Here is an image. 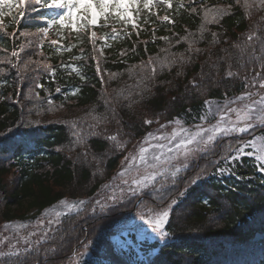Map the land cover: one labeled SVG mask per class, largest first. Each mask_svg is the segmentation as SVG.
Instances as JSON below:
<instances>
[{"label":"trees","instance_id":"16d2710c","mask_svg":"<svg viewBox=\"0 0 264 264\" xmlns=\"http://www.w3.org/2000/svg\"><path fill=\"white\" fill-rule=\"evenodd\" d=\"M180 2L172 0L170 9L157 5L152 11L158 15H148V23L147 10L142 12L139 36L128 25L132 35L108 39L110 47L97 39L99 72L87 34L68 35L67 29L63 37L54 29L47 38L38 34L47 26L40 17H50L49 10L25 7L26 16L16 17L18 24L4 18L0 224L21 218L25 202L40 211L63 199L88 203L65 216L47 239L19 255L0 258V264H70L74 257H81L78 264H133L115 247L114 223L135 208L137 200L103 213L92 211V205L132 144L148 131L145 121L179 118L201 124L206 100L235 98L252 86L257 72L264 77V5L259 0H183L179 7ZM164 15L172 22L160 19ZM111 26L122 28L110 22L107 28L92 30L100 37ZM51 40L60 43L49 46ZM69 44L74 47L67 51ZM21 48L19 59L11 55ZM77 56L81 59H74ZM149 58L152 65L147 64ZM229 71L235 75L228 76ZM255 86H260L259 77ZM112 135L128 141L123 150L107 138ZM259 136H264L262 125L222 137L215 152L183 171L167 190L180 197L165 226L170 234L163 243L148 242L146 255L154 254L139 264H264V238L251 242L256 233L264 234V172L247 155L225 163L235 155L229 146L235 149ZM223 167L229 171L221 174L217 169ZM198 174L199 180L191 183ZM151 197L144 200L154 202Z\"/></svg>","mask_w":264,"mask_h":264},{"label":"snow or ice","instance_id":"6c2138e0","mask_svg":"<svg viewBox=\"0 0 264 264\" xmlns=\"http://www.w3.org/2000/svg\"><path fill=\"white\" fill-rule=\"evenodd\" d=\"M259 2L261 5H264V0H259ZM157 5H166L170 9L172 8V0H0V29L6 28L4 23L5 17H11L12 21L18 24L20 21L16 17L26 16V12L23 10L25 7H30L33 12H40L43 9H47L51 12V16L40 17L46 20L47 26L39 28L38 34L42 38H47L50 30L53 29L61 37L64 36V29L68 30V35H71L73 31L77 33L78 37L87 34L93 45V54L95 57L97 52V39L104 41V47H110L107 43L108 39L116 40L121 34L128 37L132 35L131 32L127 31L128 25H131L136 35L139 36L141 25L138 24V21L141 13L147 10L144 23H148V15H158V13H153L152 11ZM179 7H183V0H181ZM14 8L16 9L15 14L13 13ZM208 11L212 10L209 9ZM134 12L135 16L133 15ZM205 15L207 17V12ZM160 19L172 22L168 15H164ZM101 20L103 23H101ZM110 22L111 24L119 23L122 25V28L118 30L115 26H111V31L105 32L100 37L97 36L96 31L92 30L95 27L107 28L110 26ZM3 34L8 35L6 31ZM15 35V33L12 34L13 39H15ZM20 35H28V33H20ZM162 39L167 40L168 38L162 37ZM248 40H252L251 35L248 37ZM80 42L82 43L83 41L81 40ZM59 43V40H51L49 46ZM72 47L74 45L69 44L65 50L70 51ZM57 50L59 51V49ZM103 50V47L99 48V55H103ZM23 51L24 49L21 48L19 52L12 51L11 55L19 59L20 52ZM81 52H83V49H81ZM125 54L121 52V55ZM95 58L97 59V71L99 72V58ZM74 59L79 60L81 57L77 56ZM8 62L12 63L11 60ZM152 63V59L149 58L147 64L152 65ZM27 66V64L24 65L25 68ZM44 67L48 69L50 66L44 65ZM261 67L264 68V64H261ZM52 71L54 72L55 70L52 69ZM152 72H155L154 67L152 68ZM227 75L231 77L235 74L229 71ZM258 77L260 78V88L264 89V77H261L259 72L252 77L251 84L255 86ZM81 78L83 79V77ZM101 79L103 78L101 77ZM245 80L247 81V77H245ZM56 91L59 92L60 89L57 88ZM237 101L244 103H241L238 107L230 106L236 104ZM205 105L208 107L205 113L201 115L200 120L206 122L214 116L216 117L214 124H208L207 126H204L203 123L197 124L194 126L195 130H192L184 127L183 121L176 118L173 121L167 122L168 124H174L176 126L171 133L163 132L160 135H156L153 132L147 133L143 138V143L136 148L135 152H129L124 157V160L121 162V169L112 177L111 181L101 186L108 194H101L94 201L92 211H95L98 207L103 212L108 209L110 204L116 205L128 197L143 195L149 190L153 192L163 191L169 176L172 178V183L174 184L178 173L188 167L189 158L194 157L197 153L210 151L219 138L230 136L233 133H246L257 125L264 126V94L260 92L254 93L248 91L234 99L226 98L223 106L212 100H206ZM145 123L151 124L153 121L146 120ZM165 127L166 125L164 124L160 125L161 129ZM107 138L115 142L117 148L120 150H123L128 143V141H120L117 135H112ZM249 147L252 151H248L247 155L255 156L258 170L264 172V136L245 141L235 149L229 146L228 151L230 153L234 151L235 155L226 157L225 163L238 160L240 155L245 153V149ZM217 170L221 174L229 171L227 167L218 168ZM158 178L163 179L158 182ZM199 178L198 174L192 179L191 183H196ZM116 181H119V183H116ZM160 199L162 200L163 197L161 196ZM58 203L65 206L64 211L57 210L54 206L45 209L43 213V215L53 217L57 223L60 222L59 217L82 208L88 201L81 199L79 201L69 202L67 199H63ZM172 203H175V201H172ZM139 207L143 209L140 213L141 218L146 219L148 225L152 227L154 232L158 233L161 238L169 236L170 233L166 230L165 226L169 220L171 204L167 207L156 209L147 206L141 201ZM52 222V219L48 221L49 224ZM39 223L42 224L43 220H40ZM3 227L5 229L13 228L19 231L25 228L26 225L23 223L14 224L9 222L5 223ZM3 242V240H0V244ZM10 248L13 251H0V257L20 254V250L15 245H10Z\"/></svg>","mask_w":264,"mask_h":264},{"label":"rangeland","instance_id":"374dc122","mask_svg":"<svg viewBox=\"0 0 264 264\" xmlns=\"http://www.w3.org/2000/svg\"><path fill=\"white\" fill-rule=\"evenodd\" d=\"M248 91H251L254 93L260 92L261 94H264V89H261L260 86H250L249 88H247L242 93H245ZM241 94H239V95H241ZM253 98H258V97H253ZM225 99L226 98H222L221 101H215V102H217L218 104L223 106ZM232 99H234V98H232ZM241 103H244V102L237 101L236 104H233L230 106L231 107H238V106H240ZM207 107H208L207 105L204 106L205 111H206ZM69 114L70 113L65 112V115H69ZM63 115H64V113L61 114V116H63ZM233 118H234V116H233ZM174 119H176V118H174ZM174 119L166 120L165 122H162V121L156 122V120L150 119L151 121H153V123H151V124L145 123L146 125H148V127H147L148 131L145 133V135L149 132H153L156 135H160L163 132L171 133L173 128L176 126L174 124H168L167 122L173 121ZM215 122H216V117L213 116V117L209 118V121L203 122V124H204V126H207L208 124H214ZM162 124L166 125V127L164 129L160 128V125H162ZM195 125H197V124H186L183 121V126L186 128L195 130V127H194ZM157 130H159V131H157ZM250 130H252V129H250ZM250 130L248 132H250ZM248 132H246V133H248ZM145 135L143 137H141L139 140H137V142L135 144L134 143L132 144V147L128 151V153L129 152H135L136 148L141 143H143V138L145 137ZM232 135H241V133H233ZM220 139L221 138H219L216 141L215 146L212 149H210V151L200 152V153H197L194 157L189 158L188 167L183 169L180 173H178L177 177L175 178V182H176V180L178 181V179H180L182 177L183 171H186L188 168L192 167L194 164L200 162V160L204 156L210 155L213 152H215L216 144L219 142ZM153 142H155V141H153ZM225 148L227 149V146ZM248 151H252V149L250 147L246 148L245 153H243L241 155H243V156L247 155ZM251 157L255 158V156H251ZM123 160H124V158L122 159V161ZM121 166H122V164L120 165L119 170L121 169ZM161 179H163V178H158V182ZM116 183H119V181H116ZM173 186H175V183L174 184L172 183V178L169 176L163 191L153 192V191L149 190L143 195H138L136 197H128L127 199L121 201L120 203H118L116 205H111V204L109 205L108 209L111 207H115V206H119V205H125V204H126V207H128L130 205V202H132V200H137L136 207L133 208L130 212H128L124 217H122L121 219L117 220L114 223V229L117 232V235L114 237L115 247L119 253H121L123 256L127 257L133 264H139V262L142 260H146V262H147L151 259L154 252L148 253L146 255V252L144 250L147 247L148 242H153V240H156L159 243H163L168 238V236L161 238L159 236V234L154 232L152 227L148 225L146 219L141 218L140 213L143 211V209L139 207V205L141 204V201H143L147 206L152 207V208H156V209L167 207L169 204H171V209H170V216H171L173 208L175 207V205L178 203V201L180 199V197H174V196H170L169 194H167V190L172 188ZM98 194L99 195H97L95 197L94 201L96 199H98L101 194L107 195L108 193L103 188H101ZM145 196H150V197L153 196L154 202L145 201L144 200ZM161 196L163 197L162 200L160 199ZM67 200L69 202H75V201H79L81 199H73V200L67 199ZM94 201H93V203H94ZM172 201H175V203H172ZM54 206L57 208V210H60V211L65 210V206L60 205L59 203H55L54 205H52L49 208H52ZM49 208H46V209H49ZM82 208H80V209H82ZM80 209H78V210H80ZM78 210H76V211H78ZM107 210H105V211H107ZM76 211H72L66 215L59 217L58 219L60 222L57 223L53 217L43 215V213L45 212V209L40 211V209L37 207H29V205H27V202H25L24 209H23L24 215H22V217L17 219V220L10 221L11 223H14V224L23 223L26 225L25 228H22L19 231H17V230H14L13 228L5 229L3 227L5 223H9V222H3L0 224V240L4 241L2 244H0V251H2V252L13 251V249L10 248V245H15L16 248L19 249L20 251L37 245L38 243L47 239L49 237V235H51L57 229V227L60 225L62 219L65 216H68L69 214H72L73 212H76ZM105 211H103V212H105ZM103 212L101 211V213H103ZM170 216H169V218H170ZM50 219H52V221H53L51 224L48 223V221ZM40 220H43L42 224L39 223ZM255 236H256V234H255ZM5 237H7V239H5ZM24 238H27V239H24ZM144 255H146V256H144ZM0 258H2V257H0ZM80 259H81V257H74V259L71 260L70 264H78Z\"/></svg>","mask_w":264,"mask_h":264},{"label":"water","instance_id":"95a60500","mask_svg":"<svg viewBox=\"0 0 264 264\" xmlns=\"http://www.w3.org/2000/svg\"><path fill=\"white\" fill-rule=\"evenodd\" d=\"M264 238V234H256V236L252 239V242H257L259 240H262Z\"/></svg>","mask_w":264,"mask_h":264}]
</instances>
